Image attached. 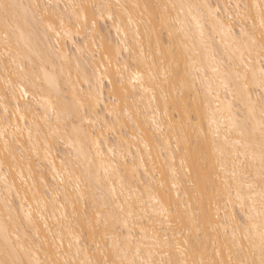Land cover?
<instances>
[{
    "label": "bare ground",
    "instance_id": "obj_1",
    "mask_svg": "<svg viewBox=\"0 0 264 264\" xmlns=\"http://www.w3.org/2000/svg\"><path fill=\"white\" fill-rule=\"evenodd\" d=\"M6 2L23 7L7 21L0 14V258L7 248L23 264H80L85 252L98 257L87 221L94 223L97 213L104 218L114 213L122 221L131 211L134 235L140 236V226L147 229L146 245L152 244L153 230L161 240L167 235L171 248L155 249L156 260L167 259L165 253L179 259V244L189 264L202 256L228 264L230 255L259 264V227L251 230V242L242 239L247 208L241 210L234 184L233 203H227L223 181L232 183L233 165L225 135L229 142L249 140V152H259L264 52L252 5L262 0ZM189 5L208 7L189 11ZM50 22L55 31L48 29ZM137 72L146 81L151 73L156 80L150 82L158 86L147 93L138 84L134 88L129 77ZM237 73H246V81ZM181 93L190 115L173 103ZM210 120L212 131L220 130L217 144L225 155L213 156L209 147L201 205L191 188L195 173L189 177L191 169L182 168L181 160L200 136L199 129L193 131L197 121L210 145ZM233 122L247 125L244 138L229 134ZM236 150L245 151L240 145ZM216 189L211 214L215 219L219 209V223L226 212L235 215L241 225L235 243L231 225L225 233L203 223L201 208L208 209ZM241 242L243 251L236 246Z\"/></svg>",
    "mask_w": 264,
    "mask_h": 264
},
{
    "label": "snow or ice",
    "instance_id": "obj_2",
    "mask_svg": "<svg viewBox=\"0 0 264 264\" xmlns=\"http://www.w3.org/2000/svg\"><path fill=\"white\" fill-rule=\"evenodd\" d=\"M23 7L22 5L16 4V3H10L6 2V0H0V14H2L7 21V19L15 13V11L18 8ZM37 9H39V5L34 6ZM133 7H139V5H134ZM152 7L151 5H145V9ZM175 7V6H173ZM183 7V6H181ZM189 11L193 7H201V8H207V5L202 6H195V5H189ZM248 6L245 5V8ZM166 8V6H165ZM252 8L256 10V18L259 22V29L261 30L260 35V48L261 51L264 52V0H262L261 3L253 4ZM209 14H211V10L209 9ZM111 19V16L109 17ZM44 17L41 15V20H43ZM193 19L196 20V17L193 16ZM131 19H129V23H131ZM160 22L163 25L165 23V18L162 16L160 18ZM149 24H151V21H149ZM60 25L63 28L64 22L63 20L60 21ZM197 26L200 27L199 21H197ZM47 27L49 30L55 31V27L53 23H48ZM256 25H253V28H255ZM152 31H155V27L153 26ZM230 31V30H229ZM55 34L57 36L60 35L59 31H56ZM203 34V33H201ZM241 35H247L243 28H241ZM172 37V32L169 31V38ZM7 38V37H6ZM252 40V43L255 44L257 41L255 40L254 36L250 37ZM245 68L247 66L245 65ZM215 71V69H214ZM261 86L264 87V67L261 68ZM247 74L245 73L243 77H241L240 73H237L238 78H243L246 81ZM123 79V78H121ZM156 80L155 76H152L151 73H149V81H146L144 76L137 72L133 73L129 77V82L135 86L138 84L140 89L147 93L149 91H152L154 86V82ZM151 81V82H150ZM123 87V85H122ZM225 87H227L225 85ZM243 87L245 89L248 88L247 82L244 83ZM23 91V90H22ZM24 95H27V93H24ZM167 100V97H166ZM173 103L176 105L178 109H181V111L184 113V115H190L189 112H187V104L184 101L183 94L181 93L179 96L173 98ZM110 115L112 113H109ZM199 110L197 109V116H199ZM183 116H182V122H183ZM155 122V121H154ZM191 123V121H189ZM215 123L214 120L209 121V132L212 134V141L208 142V134L203 132V129L200 127V122L197 121L196 125L193 127V131H196L199 129L200 136H198L195 148H190L186 154L185 157L181 160V167H185L187 165L191 171H189L188 176L191 177L192 173H195V180L191 181V188L196 192L197 200L201 203H203V200L205 198V195L207 193L206 188V161L208 158V150L209 147L211 149V154L215 156L217 153L220 154V156L225 155V149L218 146L217 144V138L220 135V130L217 128L215 131H212V124ZM183 127V123H182ZM259 152L257 153L254 149L249 152V149L252 148V144L249 142V140H244L242 142L241 139H237L234 141L229 142L228 135H225L224 137V144L227 146V150L229 154L233 157V165L232 170L228 174L231 177L232 183L229 182L228 179H225L223 181L224 185V191L227 193L228 200L227 203L232 204V187L233 184L235 185V191H236V200L239 201L241 210H245L247 208L246 218L245 222L243 223V233H242V239L243 240H249L251 242L252 239V229H257L259 227V231L256 232V236L259 239V248H260V257H259V264H264V105L261 107V119L259 121ZM235 131L237 136L240 138H244L247 131V125H239L235 122L232 123V127L229 129V134L231 132ZM255 131V129H253ZM185 140L187 142L188 137L187 134L185 135ZM236 145H240L245 149V151L240 152L236 150ZM147 147V145H145ZM111 151V149H109ZM243 156L244 159H240V157ZM190 161V163H189ZM219 162V161H218ZM258 164V167H257ZM252 169H255V175L252 172ZM221 171H225V168L223 166V163H221ZM172 175L174 178V181L176 179V171L175 169L172 170ZM177 185L174 182L172 184V187L175 188ZM163 187V185H161ZM247 189V195L244 194V190ZM258 189V191H257ZM220 189H216L211 196H208L209 201V207L208 209L201 208V211L203 213V223L206 228H211L213 232H216L218 228L223 227L225 233H227L229 225L232 227V241L235 243L240 238V232L239 229L241 228V225H238L236 223V217L233 214L227 213L224 219L223 223H219V209L217 208L215 219H213V216L211 214L212 212V206H213V200L215 197L219 194ZM113 195L115 194V189H112ZM257 197L259 198L257 200ZM82 198V197H81ZM108 205L106 204L105 207ZM189 209L192 207L191 205L188 206ZM116 208L120 210V212H124L123 205L117 204ZM162 214H166V210H163L162 208ZM28 218H31V212L29 211L27 213ZM133 213L131 211H128L124 219L121 221V219L116 216L114 213H109L108 218H104L101 216L100 213L96 214L95 222L93 223L92 220L87 221V227L90 233L91 238L93 239V242L95 243V253L98 254V257L94 255L91 258H87V252H85L86 259L82 260L80 264H189V261L185 259V251L184 249H181L179 244L176 245V251L179 253V259H173L171 254L165 253L167 255V259L164 258V256H161L159 260L154 259V255H159V252H155V249H165V248H171V245L169 244L167 235L164 236L163 240L160 239L158 234L155 233L153 230V237H152V244L151 246H148L144 243L146 238V232L147 229L143 226H140V236L137 238L136 235H134L135 228L137 227L136 221L132 220ZM257 218H259L260 223L259 226L256 223ZM101 222H103V231H101ZM131 222V227H129V224ZM122 223V227H121ZM47 227V225H45ZM117 228L120 230L117 231ZM124 229L128 230V234L124 235ZM197 231L199 232L200 229L197 228ZM99 235V242H97L96 237ZM19 239V237H17ZM110 241V243H109ZM76 242L79 243V239L76 238ZM7 243V241H6ZM239 251H243V243L236 244ZM71 248V244L69 245ZM21 251H24L23 248H21ZM78 250V253L79 254ZM147 252V256L144 255V252ZM215 255L218 257L220 255L219 251H216ZM4 256L6 258H0V264H23L22 260L11 258V254L7 248L4 250ZM112 256H115V259H111ZM32 264V262H30ZM35 264H42L39 260L35 261ZM53 264H60V261H54ZM63 264H74L73 261L64 260ZM191 264H225L223 260H205L203 256L199 261L193 260ZM228 264H257V261L255 259L249 260L247 256H244L243 258H239L235 261H233L232 256H229Z\"/></svg>",
    "mask_w": 264,
    "mask_h": 264
}]
</instances>
